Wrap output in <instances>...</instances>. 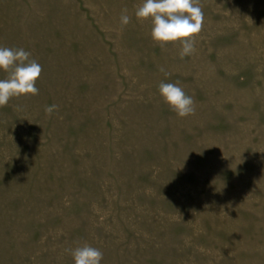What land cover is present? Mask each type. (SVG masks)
Listing matches in <instances>:
<instances>
[{
    "label": "rangeland",
    "instance_id": "1",
    "mask_svg": "<svg viewBox=\"0 0 264 264\" xmlns=\"http://www.w3.org/2000/svg\"><path fill=\"white\" fill-rule=\"evenodd\" d=\"M142 3L0 0V47L42 67L38 95L0 107V264H74L84 244L101 264H264V0H199L183 59Z\"/></svg>",
    "mask_w": 264,
    "mask_h": 264
},
{
    "label": "clouds",
    "instance_id": "2",
    "mask_svg": "<svg viewBox=\"0 0 264 264\" xmlns=\"http://www.w3.org/2000/svg\"><path fill=\"white\" fill-rule=\"evenodd\" d=\"M135 17L140 22L150 23V36L161 48L169 44H179L180 58L195 53V38L201 33L204 13L199 0H143L136 8ZM121 27L131 22L127 9L120 17ZM161 71H164L161 68ZM0 107L8 104L12 98L38 95L36 82L41 76L42 67L31 53L23 48L0 47ZM165 76L169 73L165 72ZM163 102L184 118L195 114V102L178 83L161 82L158 86ZM57 110L56 105L46 106L47 115ZM74 264H101L103 253L100 249L84 244L71 250Z\"/></svg>",
    "mask_w": 264,
    "mask_h": 264
}]
</instances>
